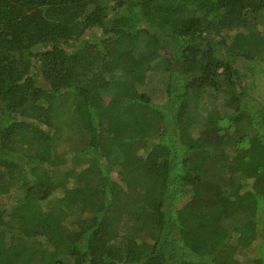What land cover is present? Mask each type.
I'll list each match as a JSON object with an SVG mask.
<instances>
[{
    "label": "trees",
    "instance_id": "16d2710c",
    "mask_svg": "<svg viewBox=\"0 0 264 264\" xmlns=\"http://www.w3.org/2000/svg\"><path fill=\"white\" fill-rule=\"evenodd\" d=\"M263 81L264 0H0V264H264Z\"/></svg>",
    "mask_w": 264,
    "mask_h": 264
},
{
    "label": "rangeland",
    "instance_id": "374dc122",
    "mask_svg": "<svg viewBox=\"0 0 264 264\" xmlns=\"http://www.w3.org/2000/svg\"><path fill=\"white\" fill-rule=\"evenodd\" d=\"M126 60L128 59H123V58H119L114 60L113 62H111L108 65V70H116L117 66H121L123 65V63L126 62ZM153 82H157V77H155L153 79ZM153 83V84H154ZM153 84L150 85V87L148 86L146 89V95L150 96L151 99L156 102V103H162L164 102V100L160 97L159 95V91L161 90L162 87L158 88L157 90L153 89ZM261 94L264 97V81L261 83ZM141 90V88H140ZM143 91V89L141 90ZM106 102L108 103L109 100H106ZM106 104V103H105ZM203 132V131H202ZM203 137L208 140L209 142H211L213 145H218L219 143H221V138L218 135H214L208 131H204L202 133ZM63 148H67L68 146H66V144L63 146ZM43 158L47 157V154H43L42 155ZM88 167V166H87ZM85 167L83 169H85L83 172L79 171H75V174L73 175V179L76 180L77 177H81L87 174L88 172V168ZM72 176V175H71ZM73 181H71V184L69 186H67L66 190H67V194L70 191V189L73 187ZM189 182L191 184L194 185L195 187V192L196 195L199 196L201 198L202 204H195L192 203L190 204L186 210H184L185 212L188 213V219L192 218L195 215H199V214H206L208 215L210 214H218L221 209V205H223V201L219 199V194L214 190L211 189L209 186H207L206 184L203 183H199L197 181H195V179H193L192 177L189 179ZM261 186V185H259ZM259 191H264V187H259ZM59 196L62 195V193L58 194ZM68 196V195H67ZM8 198V196H6ZM7 198H5V202L9 205V207H14L15 205H19L18 202L17 204L15 202H13L12 200H8ZM15 253L11 252V250H7L6 252V256H5V264H15ZM238 259L241 263L243 264H251V259L254 258V253L252 252H247L245 251H240V252H235L234 249L228 250L227 252L224 253V255L222 256V262L223 263H230L232 261H236L235 259Z\"/></svg>",
    "mask_w": 264,
    "mask_h": 264
}]
</instances>
